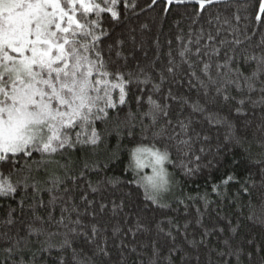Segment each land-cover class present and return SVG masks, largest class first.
Listing matches in <instances>:
<instances>
[{
    "label": "snow or ice",
    "instance_id": "1",
    "mask_svg": "<svg viewBox=\"0 0 264 264\" xmlns=\"http://www.w3.org/2000/svg\"><path fill=\"white\" fill-rule=\"evenodd\" d=\"M158 4L164 15L176 10L175 32L163 39L156 17L140 21L137 0H0V264H127L124 236L152 233L129 210L125 189L141 186L107 174L115 152L104 162L92 156L107 136L134 137L138 126L164 146L153 155L168 161L173 189L216 167L223 148L260 145L242 182L229 174L212 185L215 200L172 189V205L145 192L144 201L184 219L166 215L131 248L145 249L141 264H264V0L148 8ZM205 124L225 127L223 139L214 143ZM84 149L76 170L72 154ZM105 213L112 219L102 223ZM249 222L255 235L244 232Z\"/></svg>",
    "mask_w": 264,
    "mask_h": 264
},
{
    "label": "trees",
    "instance_id": "2",
    "mask_svg": "<svg viewBox=\"0 0 264 264\" xmlns=\"http://www.w3.org/2000/svg\"><path fill=\"white\" fill-rule=\"evenodd\" d=\"M137 2L142 6L145 10L140 13V21H151L153 17L158 19V24L154 29L157 35H160L163 39L164 37H168L175 32L174 27V19L176 18V10L169 15H164L162 12V4H158L153 8H148L149 0H137ZM135 17H133L130 21L131 24L139 23ZM129 22V21H126ZM243 27V25H241ZM255 31V29H254ZM260 39L259 34L254 37V40L258 42ZM190 95L195 98L196 92L193 90ZM135 106H133L134 108ZM244 118L236 119L233 114V123L241 124L244 123ZM205 127H210L211 135L213 137V142H219L223 139L226 133V128L216 124V125H207ZM142 139V135L139 132V126L137 127V134L132 137L125 134H121L117 136L115 133L106 137V142L104 146L99 149L96 155L92 156V159H99L104 162L111 153L115 152L118 155V159L111 160L109 163L108 175H115L120 177L122 180L127 182L128 179H136L134 174L130 173L126 167V163L128 161V150L134 144H136L139 140ZM223 148V145H222ZM260 148L258 143L249 144L247 147L243 146H230L228 148H223L221 155L218 157L219 163L211 169L210 171H205L202 174H197L192 176L187 180H181V188H175L173 191L179 194L181 191L184 195H191L192 197H199L201 195L211 196L212 199H217L215 193H212V185L221 183L222 179H224L227 175H234L237 181H243L247 175L249 170L253 167L250 161V154H255ZM251 150V151H250ZM88 150L84 149L80 152L73 153L72 159L76 161V170H79L81 161L87 156ZM169 170L173 171L169 166ZM146 174V171H145ZM147 175V174H146ZM177 180H180V177H176ZM240 190V183L233 182L229 185L228 191L229 194L234 196ZM125 191H132L131 201L129 203V210L135 213H138L142 221L152 229L151 235H140L135 240L132 236L126 235L124 236V241L127 243L128 247L123 249L124 255L127 258V264H141V256L143 255L145 249H140L138 253H132L130 250L134 246H138L140 241H147L155 235V224L158 220L165 217L166 215L171 216H179V219L183 221L184 217L182 213H177L174 208H164L158 209L156 206L151 205L149 202L144 201V194L142 189L139 188L135 183L129 184ZM78 195V193H77ZM161 203L172 204L175 205V201L172 199V196L168 194L163 198ZM190 203L199 204V201H193ZM220 205L229 212L230 215H234L238 212L236 204L230 203L227 199H223L219 201ZM194 207L190 209V212L194 213ZM58 215V212H57ZM112 218L105 213L102 217V223L111 220ZM118 219H123L121 216ZM167 227V225H165ZM259 231V226H253L250 222L244 227V232H251L255 235ZM161 243L163 244L164 238L160 237ZM217 241L215 238H212V244L215 246ZM259 243V241H258ZM112 247V257L113 261L118 258L120 249V240L116 239L113 242ZM167 251L164 252V255H167ZM146 260V257H144ZM173 264H182V261L177 258Z\"/></svg>",
    "mask_w": 264,
    "mask_h": 264
},
{
    "label": "clouds",
    "instance_id": "3",
    "mask_svg": "<svg viewBox=\"0 0 264 264\" xmlns=\"http://www.w3.org/2000/svg\"><path fill=\"white\" fill-rule=\"evenodd\" d=\"M138 149L141 151L138 152ZM156 152L164 153V146L155 143L151 137L147 139L142 138L128 150L126 167L136 177L143 194L147 192L150 197L162 201L173 189L174 181L171 177L168 161L164 160L162 163L157 162L156 157L153 155ZM136 157H139L144 167L137 166ZM146 169L151 170L150 174H145ZM153 169L156 170L155 173L152 171ZM156 173L160 175L157 176ZM149 177H154V179L150 181L148 179Z\"/></svg>",
    "mask_w": 264,
    "mask_h": 264
},
{
    "label": "rangeland",
    "instance_id": "4",
    "mask_svg": "<svg viewBox=\"0 0 264 264\" xmlns=\"http://www.w3.org/2000/svg\"><path fill=\"white\" fill-rule=\"evenodd\" d=\"M146 174H150L151 170L150 169H146Z\"/></svg>",
    "mask_w": 264,
    "mask_h": 264
}]
</instances>
